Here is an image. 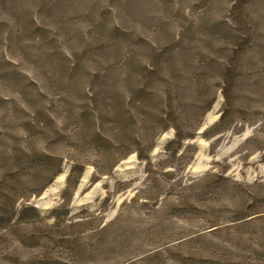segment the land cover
Returning <instances> with one entry per match:
<instances>
[{
    "label": "rangeland",
    "instance_id": "374dc122",
    "mask_svg": "<svg viewBox=\"0 0 264 264\" xmlns=\"http://www.w3.org/2000/svg\"><path fill=\"white\" fill-rule=\"evenodd\" d=\"M0 264H264V0H0Z\"/></svg>",
    "mask_w": 264,
    "mask_h": 264
}]
</instances>
